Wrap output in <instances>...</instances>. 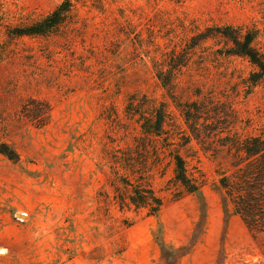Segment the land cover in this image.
<instances>
[{"label": "rangeland", "instance_id": "1", "mask_svg": "<svg viewBox=\"0 0 264 264\" xmlns=\"http://www.w3.org/2000/svg\"><path fill=\"white\" fill-rule=\"evenodd\" d=\"M61 1L0 0V264H264V234L219 175L229 160L222 137L264 136V78L251 85L255 67L225 55L222 38L188 48L200 30L232 24L254 30L264 53V0H73L54 34L7 37L8 25ZM174 49L189 54L177 94L209 113L190 139L173 107L168 128L183 132L200 191L176 183L164 156L152 169L164 200L156 218L120 208L111 158L140 133L133 108L165 98L156 68Z\"/></svg>", "mask_w": 264, "mask_h": 264}, {"label": "trees", "instance_id": "2", "mask_svg": "<svg viewBox=\"0 0 264 264\" xmlns=\"http://www.w3.org/2000/svg\"><path fill=\"white\" fill-rule=\"evenodd\" d=\"M75 10L73 0H63L38 19L8 25L6 35L15 38L54 34L71 20ZM211 37L224 40L225 55L245 57L255 67L248 78L251 85L264 78V53L255 46L257 34L254 30L244 25L209 26L188 39V48L192 49L197 43ZM174 51L161 68H156V78L165 98L160 101L151 98L149 104H137L133 108L140 133L134 138L135 142L114 151L111 158V168L117 176L115 196L120 208H144L156 218L160 217L164 200L153 186L152 169L161 167L164 156L168 164H172L176 183L186 192L200 191V186L188 175L187 162L180 149L183 132L180 133L179 128H168V123L174 116V107L190 131L189 138L199 139L197 125L208 111L198 100H183L177 94L178 73L187 65L189 54L179 56ZM4 54V49L0 47V60ZM222 140L221 145L226 148L229 160L228 167L220 170V182L250 230L257 235L264 234V136L242 138L228 133ZM152 159L157 160L158 164L152 166ZM166 166H163V170Z\"/></svg>", "mask_w": 264, "mask_h": 264}]
</instances>
